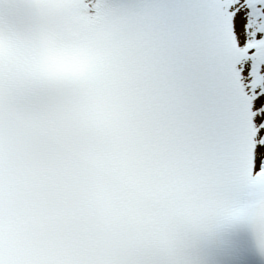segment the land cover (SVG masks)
<instances>
[{"label":"snow or ice","instance_id":"snow-or-ice-1","mask_svg":"<svg viewBox=\"0 0 264 264\" xmlns=\"http://www.w3.org/2000/svg\"><path fill=\"white\" fill-rule=\"evenodd\" d=\"M0 264H264V0H0Z\"/></svg>","mask_w":264,"mask_h":264}]
</instances>
